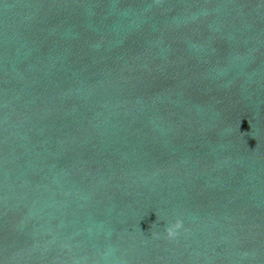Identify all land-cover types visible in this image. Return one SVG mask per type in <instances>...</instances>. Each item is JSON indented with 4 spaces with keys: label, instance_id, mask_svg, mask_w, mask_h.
Instances as JSON below:
<instances>
[{
    "label": "water",
    "instance_id": "1",
    "mask_svg": "<svg viewBox=\"0 0 264 264\" xmlns=\"http://www.w3.org/2000/svg\"><path fill=\"white\" fill-rule=\"evenodd\" d=\"M0 264H264V0H0Z\"/></svg>",
    "mask_w": 264,
    "mask_h": 264
},
{
    "label": "clouds",
    "instance_id": "2",
    "mask_svg": "<svg viewBox=\"0 0 264 264\" xmlns=\"http://www.w3.org/2000/svg\"><path fill=\"white\" fill-rule=\"evenodd\" d=\"M184 222L183 220L177 219L175 223L169 225L166 228V236L169 240H175L180 235V230L183 229ZM186 230V229H185ZM154 236L158 238V234L154 233Z\"/></svg>",
    "mask_w": 264,
    "mask_h": 264
}]
</instances>
